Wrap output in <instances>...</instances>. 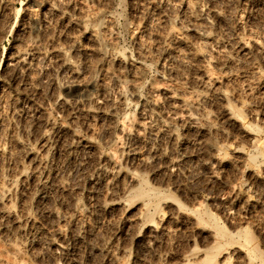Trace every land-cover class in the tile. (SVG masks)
Segmentation results:
<instances>
[{
    "label": "rangeland",
    "instance_id": "1",
    "mask_svg": "<svg viewBox=\"0 0 264 264\" xmlns=\"http://www.w3.org/2000/svg\"><path fill=\"white\" fill-rule=\"evenodd\" d=\"M223 260L264 264V0H0V264Z\"/></svg>",
    "mask_w": 264,
    "mask_h": 264
},
{
    "label": "bare ground",
    "instance_id": "2",
    "mask_svg": "<svg viewBox=\"0 0 264 264\" xmlns=\"http://www.w3.org/2000/svg\"><path fill=\"white\" fill-rule=\"evenodd\" d=\"M206 2H207V1H206ZM211 8H212V7H211ZM215 10H216V9H215ZM216 12H218V11H216ZM216 15H217V14H216ZM205 16H206V15H205ZM210 16H211V15H210ZM214 19H215V18H214ZM192 20H193V19H192ZM200 23H201V21H200ZM200 23H199V24H200ZM207 23H208V22H207ZM205 28H206V27H205ZM207 30H208V29H207ZM244 41H245V40H244ZM212 42H213V41H212ZM257 42H258V41H257ZM252 45H253V44H252ZM245 46H246V45H245ZM227 47H228V46H227ZM261 48H262V47H261ZM247 50H248V49H247ZM34 51H35V50H34ZM111 53H112V52H111ZM17 54H18V53H17ZM21 57H22V55H21ZM22 58L25 59L24 57H22ZM27 59H28V58H27ZM18 60H21V59H17L16 61L18 62ZM179 60H180V58H179ZM12 64H13V63H12ZM209 65H210V64H209ZM123 66H124V65H123ZM14 67H15V66H14ZM170 68H171V67H170ZM207 75H208V74H207ZM211 75H213V74H211ZM82 80H83V79H82ZM164 89H165V88H164ZM164 89H163V90H164ZM166 90H167V89H166ZM168 90H169V89H168ZM164 91H165V90H164ZM133 92H134V91H133ZM176 92H177V91H176ZM167 93H168V92H167ZM167 93H166V94H167ZM154 94H155V93H154ZM178 94H179V93H178ZM183 94H184V93H183ZM183 94H182V95H183ZM168 95H169V97H170V93H169ZM188 95H189V94H188ZM179 96H181V94H179ZM164 97H165V94H164ZM169 97H168V99H169ZM173 97H174V94H173ZM184 97H185V96L183 95V96L180 97V98H184ZM186 97H187V98H186ZM186 97H185V98L188 99V100H189V99L192 100L191 98H194V97H192V96H191V98L188 97V96H186ZM197 97H198V96H197ZM57 99H58V98H57ZM62 99H63V98H62ZM174 99H175V98H173V100H174ZM176 99H177V98H176ZM188 100H187V102H188ZM194 100L196 101V99H194ZM194 100H192L193 103L195 102ZM64 101H65V100H64ZM69 101H71V100H69ZM79 102H80V101H79ZM173 102H174V101H173ZM184 102H185V101H184ZM184 102H183V99H182V103H184ZM187 102H185V105H186ZM196 102H197V101H196ZM188 103L191 105L192 108L189 110L190 106L187 104V105L189 106V108L187 107L188 110L184 111V113H186V114L189 116V118L192 119V121H193V116L196 115V113H195L194 115H192V114H193L192 112H193V109H194V108H195V110H196V107L193 106L190 102H188ZM67 104H68V103H67ZM181 105H182V104H181ZM183 105H184V104H183ZM185 105H184V106H185ZM199 105H200V104H199ZM184 106H183V107H184ZM196 106H197V104H196ZM179 107H180V106H179ZM181 107H182V106H181ZM183 107H182V108H183ZM177 108H178V107H177ZM183 109H184V108H183ZM196 111H197V110H196ZM175 112H176V111H175ZM177 112H178V111H177ZM182 112H183V111H181V113H182ZM179 113H180V112H178V114H179ZM184 113H183V115H184ZM174 115H175V114H174ZM196 116H198V115H196ZM196 116H194V119H196V118H195ZM176 117H177V116H176ZM185 117H186V116H185ZM189 118H188V119H189ZM199 118H200V117H199ZM190 119H189V120H190ZM201 120H202V119H201ZM194 121H195V120H194ZM66 128H67V127H66ZM138 131H139V130H138ZM138 131H137V132H138ZM114 158H115V157H114ZM34 167H35V166H34ZM130 173L132 174L133 172H130ZM128 174H129V173H128ZM37 178H38V177H37ZM126 188H127V187H126ZM120 208H121V207H120ZM140 209H141V208H140ZM140 209H139V210H140ZM20 213H21V212H20ZM3 216H4V214H3ZM7 216H8V215H7ZM9 219H10V218H9ZM13 222H14V221H13ZM19 227H20V226H19ZM1 248H2V247H1ZM14 250H15V249H14ZM17 254H18V253H17ZM5 255H6V254H5ZM19 255H20V254H19ZM5 257H6V256H5ZM15 257H16V256H15ZM228 258H229V257H228ZM224 259H225V257H224ZM4 260H7V259H3V261H4ZM8 260H10V262H11V260H13V259H8ZM226 260H227V258H226ZM226 260H225V261H226ZM3 261H2V262H3ZM22 261H23V260H22ZM22 261H21V262H22ZM223 261H224V260H223ZM223 261H222V262L220 261V262L223 263ZM225 261H224L223 264H227V262H225ZM4 262H5V261H4ZM4 262H3V264H4ZM13 262H14V264L16 263L15 261H13ZM24 262H25V261H24ZM6 263H7V262H6ZM6 263H5V264H6ZM17 263H18V262H17ZM8 264H9V263H8ZM10 264H11V263H10Z\"/></svg>",
    "mask_w": 264,
    "mask_h": 264
}]
</instances>
